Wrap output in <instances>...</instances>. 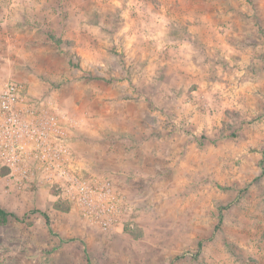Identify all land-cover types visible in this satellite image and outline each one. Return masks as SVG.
<instances>
[{"label": "rangeland", "instance_id": "obj_1", "mask_svg": "<svg viewBox=\"0 0 264 264\" xmlns=\"http://www.w3.org/2000/svg\"><path fill=\"white\" fill-rule=\"evenodd\" d=\"M9 80L130 210L102 230L0 165V264H264V0H0Z\"/></svg>", "mask_w": 264, "mask_h": 264}, {"label": "built area", "instance_id": "obj_2", "mask_svg": "<svg viewBox=\"0 0 264 264\" xmlns=\"http://www.w3.org/2000/svg\"><path fill=\"white\" fill-rule=\"evenodd\" d=\"M23 90L12 80L0 88V165L10 182L55 186L89 225L120 227L130 210L123 196L108 179L77 171L69 136L74 121Z\"/></svg>", "mask_w": 264, "mask_h": 264}, {"label": "trees", "instance_id": "obj_3", "mask_svg": "<svg viewBox=\"0 0 264 264\" xmlns=\"http://www.w3.org/2000/svg\"><path fill=\"white\" fill-rule=\"evenodd\" d=\"M10 216L11 213L0 207V225L6 224Z\"/></svg>", "mask_w": 264, "mask_h": 264}]
</instances>
